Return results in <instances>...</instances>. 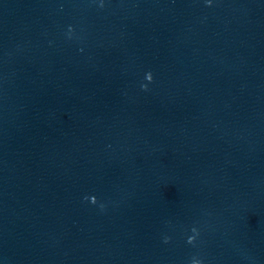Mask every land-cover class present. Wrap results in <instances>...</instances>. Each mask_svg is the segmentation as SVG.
Returning <instances> with one entry per match:
<instances>
[{
  "label": "water",
  "instance_id": "1",
  "mask_svg": "<svg viewBox=\"0 0 264 264\" xmlns=\"http://www.w3.org/2000/svg\"><path fill=\"white\" fill-rule=\"evenodd\" d=\"M0 264H264V0H0Z\"/></svg>",
  "mask_w": 264,
  "mask_h": 264
},
{
  "label": "clouds",
  "instance_id": "2",
  "mask_svg": "<svg viewBox=\"0 0 264 264\" xmlns=\"http://www.w3.org/2000/svg\"><path fill=\"white\" fill-rule=\"evenodd\" d=\"M145 79H146L148 82H151V75H150V74L146 75ZM95 202H96V201H95V199L93 198V199L91 200V203L94 204ZM193 231L195 232V230H193ZM164 242H165V243L168 242L167 238H165ZM193 242H194V236H193V237H189L187 243L192 244Z\"/></svg>",
  "mask_w": 264,
  "mask_h": 264
}]
</instances>
